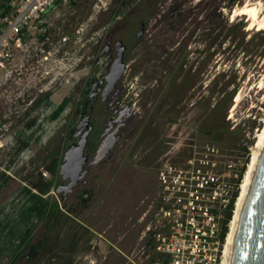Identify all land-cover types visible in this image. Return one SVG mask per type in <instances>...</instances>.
<instances>
[{
    "label": "rangeland",
    "instance_id": "1",
    "mask_svg": "<svg viewBox=\"0 0 264 264\" xmlns=\"http://www.w3.org/2000/svg\"><path fill=\"white\" fill-rule=\"evenodd\" d=\"M104 1L108 2L105 7L99 0H90L93 4L82 3L78 7L70 6V2L62 6L59 15L53 18L54 40L50 46L53 48L58 44L62 33L69 37L65 66L54 60L52 81L48 82L44 77L49 69L43 70V77L36 71L38 69L33 70L21 85V97L14 95L12 100L0 102V168L12 177L10 184L0 192V220L18 216L25 200L22 188L26 178L45 172L44 166L50 161V155L59 149L66 133L69 134L80 120L74 114V108L81 100L80 91L89 76L103 71L106 60L99 55V47L113 28L100 19L107 13L105 8L110 7L109 0ZM197 1L189 6H195ZM174 4L173 1L165 7L159 5L163 11L159 17L154 14L151 18L142 41L136 40V32L133 39L128 38L126 31L118 35L120 39H127L129 45L128 69L123 82L128 91L125 102L133 99L136 109L145 105L147 99L157 104L161 82V117L155 118V125L147 133L150 146L152 142H161L159 153L156 151L153 158V153L150 154L149 160L143 148L145 145L140 146L132 165L125 163L114 172L112 167L99 171L93 182L73 190L66 199H62L57 190L50 194L66 212L76 210L84 190L93 194L88 207H79L77 214L72 215L94 234L90 241L83 239L75 264H150L154 253L143 237L144 215L157 193L160 157L161 166L166 160L177 166H186L190 159L200 164V160L206 158L207 148L214 147L216 151L209 152L208 159L218 164V173L230 183L244 163L251 161L257 135L264 126V26L251 29L248 15L224 12V15L219 14L223 15L219 20L221 28L209 38L194 23L193 27L190 25L197 18L196 11L190 17V9L186 8L185 16L173 18ZM245 5H258L264 19V0H245ZM206 16L205 12L201 13L199 19ZM161 20H164L163 27ZM185 20L189 25H182ZM177 38L181 44L174 46ZM204 39H207L206 43ZM148 47H152V51ZM158 51L163 55L161 66ZM183 58L186 65L177 74L173 86L185 77H189L190 82L182 94L185 99L183 110L178 109L177 120L171 124L167 121L170 110L166 105L169 100L166 90L172 80L171 66ZM216 77L218 82H227V85L232 82L229 89L236 86L237 93L226 119L220 122L221 133L214 135L209 132L214 128L211 125L214 116L209 113L213 88L208 86ZM32 80L34 82L29 84ZM47 92L50 93V105L37 106V110L30 111L31 100H37ZM66 97H71L72 102L58 119L50 120L52 112ZM35 118L38 120L36 125L28 129L27 124ZM96 118L100 119L99 116ZM20 140L29 142L21 152L17 151ZM228 164L233 168L228 169ZM44 175L50 178L46 172ZM42 233L43 225L39 224L35 238ZM11 262L10 255L4 253L0 264Z\"/></svg>",
    "mask_w": 264,
    "mask_h": 264
},
{
    "label": "built area",
    "instance_id": "2",
    "mask_svg": "<svg viewBox=\"0 0 264 264\" xmlns=\"http://www.w3.org/2000/svg\"><path fill=\"white\" fill-rule=\"evenodd\" d=\"M99 2L102 7L108 4ZM68 3L69 0H9L8 10H1L0 102L19 95L33 70L38 69L42 76L43 70L50 69L46 66L50 58L46 49L54 39L45 34L41 41L38 32L55 27L54 16ZM68 40L67 35L60 34L53 52L67 51L64 44ZM38 100L32 99L29 105L33 107ZM207 151L200 164L190 159L186 166H177L166 160L158 169L157 193L144 215L143 237L157 255L152 264H225L229 233L223 238V220L236 187L218 173L216 162L209 161V152H215V148L208 147ZM227 167L232 169L233 165Z\"/></svg>",
    "mask_w": 264,
    "mask_h": 264
},
{
    "label": "trees",
    "instance_id": "3",
    "mask_svg": "<svg viewBox=\"0 0 264 264\" xmlns=\"http://www.w3.org/2000/svg\"><path fill=\"white\" fill-rule=\"evenodd\" d=\"M173 1L175 3V6L173 7V18L178 19L185 16L188 12L186 8L190 9V17H192L193 11H196L197 18L196 20L191 21L190 25L193 27L194 23L195 27L200 31L203 30L206 32L209 38H211L210 35L221 28L219 20L221 16L224 15V12L232 14L235 9L245 6V0H198L195 6H192L193 8L189 5H192L195 0H158L157 7H155L153 10L154 12L151 13L150 18L147 20L148 28L154 14L159 17L160 13L163 11L162 9L160 10L159 5L161 4V7H165L167 3ZM0 2V13L2 11H7L9 8V0H0ZM69 2V5L73 7L81 6L82 3L93 4L90 0H69ZM204 12L207 16L199 19V15ZM64 19H62V21H64ZM227 20L229 21V19ZM134 23L131 27L132 35L129 36L130 39H133L136 32ZM163 23L164 20H161V27L165 26ZM183 24H187L186 20L182 25ZM240 26H242V24ZM233 27H237V25H234ZM245 27L246 26L243 25V28ZM182 38L183 35L181 39ZM177 39L178 40H174L173 42L174 46L180 43L179 38ZM207 39H204L203 41L206 43ZM159 52L160 51H158V54ZM161 57H163L162 54ZM162 61L163 60L161 59V62ZM166 63H168V61ZM185 65V58H183L178 59L176 63L171 66L172 80L169 81L166 90V98L169 99L166 102V105L170 110L169 114H167V121L171 124L175 123L177 120L178 109L180 111L183 110V102L185 99L182 94L185 92L186 87L190 82V78L185 77L181 83L175 84V87L173 86L178 79L177 74L181 73V70ZM232 84V82H229L228 85L227 82L225 84L223 82H218V78L216 77L208 86L213 88L209 104V113L211 116H214V120H212L213 122L211 123L214 128L209 130L211 134L217 135L221 133L220 122L221 120L226 119L230 108L234 105L237 88L235 86V88L229 89ZM175 94H177V96H175ZM49 98L50 95H47L45 100L40 99L36 103V106L41 107L42 105H50ZM171 101L172 103H170ZM71 102V97H66L52 112L50 120L58 119ZM37 121L38 120L35 118L27 124V128L32 129ZM73 132L74 129L70 131V135ZM20 143L21 144L17 150L19 152L29 146L27 140H20ZM246 154H248V152ZM49 159L50 161L44 166V170L50 175V178H47V176L44 175L45 172L42 171L38 172L36 176L26 178V185L22 188L25 200L22 202L18 216L10 220H0V261L5 253L10 255V258L12 259L11 264H20L21 257L29 247L32 246L25 264H75L78 256V249L83 239L85 240V238H87V240L90 241L94 238V234H92L90 229L72 216L77 214L79 207H88L93 198L92 192L84 190L80 195V203H78L76 210L68 209L69 211L66 212L65 208H63L59 201L53 200L50 197V194L57 188V176L61 160L60 150H55L50 155ZM248 163V160L244 163L243 168L239 171V177L231 180L236 187V191L229 209L224 214L223 238L229 233V224L233 220L236 202L240 194V186L247 171ZM11 181L12 177L0 168V192L8 186ZM39 224L43 225V233L38 238H35V232ZM156 256L153 255L150 264L156 261Z\"/></svg>",
    "mask_w": 264,
    "mask_h": 264
},
{
    "label": "flooded vegetation",
    "instance_id": "4",
    "mask_svg": "<svg viewBox=\"0 0 264 264\" xmlns=\"http://www.w3.org/2000/svg\"><path fill=\"white\" fill-rule=\"evenodd\" d=\"M158 0H112L107 13L100 16L106 24L113 28L110 33L104 38L103 45H100L99 55L104 56L106 62L102 72L94 73L89 76L84 82V86L80 91L81 100L74 108V114L80 119L76 124L74 132L66 133L65 139L58 145L60 150V167L57 176V188L61 187L62 199H66L70 194L66 195L67 186L71 182V176L61 174V167L64 163L68 150L75 144H78L83 136L89 131L87 136V146L85 149V156L88 157L83 170V178L80 180L74 191L79 190L83 186H87L94 179L97 178V173L108 167H112L113 172L121 169L125 163L132 165L133 161L137 158L136 150L138 147L145 148V154L148 159H151L150 154L159 151L161 142H152L150 146V139L148 130L154 126L156 117H161V82L158 93V103L147 99L145 105L136 109L134 101L125 102L124 96L128 92L124 87V78L128 67V51L129 45L126 44L127 39L123 40L118 38L122 32L132 35L131 27L134 23L136 31V40L138 42L144 39L148 28L147 20L150 18L151 11L155 9ZM142 31V32H141ZM45 34L53 36V28H48L46 31H39L38 38L43 41ZM128 36V38H129ZM122 41L126 47L124 61L126 63V71L118 81L115 88L109 93L105 92L107 86V76L118 57L117 43ZM68 44H64L67 48ZM137 45L136 47H139ZM152 48V47H151ZM151 48H147L152 51ZM49 53V60L46 66L50 68L46 72L45 82L52 81L53 61L59 62L65 66L66 51L63 49L59 53H54L50 46L46 49ZM160 58L158 63L161 66V51L159 52ZM22 53L20 61L22 60ZM50 93L43 94L40 98L45 100V97ZM50 99V98H49ZM38 100V101H39ZM37 101V102H38ZM36 102V103H37ZM36 103L30 110H37ZM43 106V105H42ZM99 116L98 120L96 117ZM89 117L88 128H82L78 131V126L81 122ZM78 135L76 136V133ZM113 136L116 141L115 144L105 155H100L99 152L105 139ZM159 153V152H158ZM158 159V158H157ZM126 160V161H125ZM132 161V163H131ZM136 164V163H135ZM137 165V164H136ZM135 165V166H136ZM161 166V157L158 160V169ZM158 173V171H157Z\"/></svg>",
    "mask_w": 264,
    "mask_h": 264
},
{
    "label": "water",
    "instance_id": "5",
    "mask_svg": "<svg viewBox=\"0 0 264 264\" xmlns=\"http://www.w3.org/2000/svg\"><path fill=\"white\" fill-rule=\"evenodd\" d=\"M117 51L118 57L107 76L106 93L116 87L126 70L124 61L126 47L122 41L117 43ZM89 121V117L85 118L78 126V131L82 128H88ZM90 131L83 136L78 144L73 145L68 150L61 167V174L71 176L72 179L67 186L66 195L72 192L83 178L84 165L88 159L85 156V149ZM115 141L113 136L105 139L99 156L105 155L115 144ZM57 192H61V187L57 189ZM31 247L21 257L20 264L27 262ZM229 264H264V152L243 208Z\"/></svg>",
    "mask_w": 264,
    "mask_h": 264
},
{
    "label": "bare ground",
    "instance_id": "6",
    "mask_svg": "<svg viewBox=\"0 0 264 264\" xmlns=\"http://www.w3.org/2000/svg\"><path fill=\"white\" fill-rule=\"evenodd\" d=\"M234 14L238 16L248 15L251 20V24H250L251 29L258 25L264 26V19L262 17V13L258 5H248V6L245 5L241 8L235 9ZM238 99H240V96H238ZM263 152H264V126L260 131V133L257 135V141L253 146V150H252V158L249 163L248 170L244 177L243 183L240 186V194L236 202L233 220L231 221L229 228L225 264H229V260L235 242V236H236L237 228L239 226L243 208L246 199L248 197V194L250 192L252 182L257 172Z\"/></svg>",
    "mask_w": 264,
    "mask_h": 264
}]
</instances>
